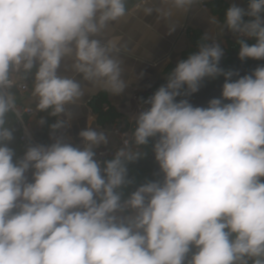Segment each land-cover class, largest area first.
<instances>
[{
    "label": "clouds",
    "instance_id": "9594fccd",
    "mask_svg": "<svg viewBox=\"0 0 264 264\" xmlns=\"http://www.w3.org/2000/svg\"><path fill=\"white\" fill-rule=\"evenodd\" d=\"M164 2L186 11L197 0ZM126 11V0H0V264H184L192 245L198 251L190 264H247L246 256L264 264V66L232 81L235 73L218 66L219 44L179 61L136 118V144L159 137L154 152L164 179L131 195L126 203L138 212L128 224L113 215L121 207L115 189L125 182L124 161L139 153L121 149L102 174L93 149L107 136L91 128L79 133L83 149L57 140L29 147L19 162L3 143L13 139L5 127L16 107L6 91L12 66L28 72L38 63L37 110L53 116L83 95L78 81L57 75L65 56L74 55L84 80L124 90L117 40L91 37ZM262 12L264 0L226 12L230 30L256 39L238 40L241 60L264 59ZM246 15L254 19L245 22ZM221 74L222 99L206 108L176 101L185 85V95L195 93L205 77ZM30 167L33 182H26Z\"/></svg>",
    "mask_w": 264,
    "mask_h": 264
},
{
    "label": "crops",
    "instance_id": "0c3cea01",
    "mask_svg": "<svg viewBox=\"0 0 264 264\" xmlns=\"http://www.w3.org/2000/svg\"><path fill=\"white\" fill-rule=\"evenodd\" d=\"M213 1L215 0H197L185 11L172 7L164 0H138L132 7L126 6L127 11L123 17L108 22L100 33L92 36L91 38L102 43L117 40L120 52L116 55L120 60L121 79L125 83L124 90L119 94L106 90L99 83L84 80L83 74L77 73L73 68L74 55L63 57L57 75L75 79L81 84L83 91L80 99L75 103L66 104L65 112L58 115L60 121H68L72 127L63 143L83 149L86 142L79 133L91 128L107 136V143L95 146L94 151L105 146H119L121 140L114 133V129L124 125L134 126L140 113L134 97L135 92H139L143 99L150 98L155 85L168 80V65L181 59L186 50L195 46L200 49L201 45L213 38L220 39L225 46L231 30L211 12L208 3ZM223 1L244 7V0ZM203 5H207L208 10L204 9ZM146 8H151L152 12L146 13ZM159 10L169 11L170 15L164 16ZM37 68L38 63L28 71V77L32 79L29 92L18 91L19 95L11 93L16 104L37 109L38 97L33 95ZM99 95H103L107 100L105 108L112 106L117 110L120 115L119 124L103 127L98 123L90 102ZM38 112L37 116L29 119L33 131L42 126L40 121H45L48 115L45 111ZM120 204V209L113 215L117 217L118 223L128 224L137 215L138 210L128 213L123 207L125 203Z\"/></svg>",
    "mask_w": 264,
    "mask_h": 264
},
{
    "label": "trees",
    "instance_id": "16d2710c",
    "mask_svg": "<svg viewBox=\"0 0 264 264\" xmlns=\"http://www.w3.org/2000/svg\"><path fill=\"white\" fill-rule=\"evenodd\" d=\"M137 1L138 0H126V6L132 7ZM249 2L250 0H244L243 9L245 11L248 10ZM208 5L211 8V12L217 15L218 18L226 25L225 23L226 12L228 8L231 7L232 5L228 4L223 0H215L211 3H208ZM260 15L264 17V12H262ZM251 18L253 17L246 15L244 17V20L245 22H247ZM245 41L249 45L256 43L255 38L247 39ZM224 47H225L224 56L221 57L218 66L224 72L231 71L235 73L231 78L232 81H235L245 75H251L256 68L264 66V59L257 60L252 58H245L244 60H241L239 58L240 45L238 43V40L233 38L231 35L227 37L226 44ZM199 50H200L199 46L190 48L182 54L181 59H179L174 63H170L166 68V72L168 76L174 70V68L176 67L179 61L187 59L189 55L197 53ZM21 77L23 80L31 84L32 79L28 77V72H25L23 68L21 70ZM167 81L168 80L165 81L163 80L158 82L153 88L152 96L161 86L166 85ZM224 83H225V76L222 74L216 77H205L200 82L199 90L196 91L195 93L185 95L184 93L187 92V86L185 85L184 88L181 89L182 94L176 97V101L178 102L182 99H186L194 107L206 108L208 107L210 100L215 98L222 99V90ZM7 91L10 94L14 93L19 95L18 90H16L15 88H8ZM148 99L149 98L146 97L144 101H147ZM223 102L228 103L229 101H223ZM90 103L94 114L97 116V121L101 126L104 127L106 125L119 124L118 119L120 115L118 114L117 110L112 106L105 108V105L107 104V100L103 95H99L95 97L94 99L91 100ZM51 111L52 109H48L45 111L48 114L46 120L38 130L34 131L35 140L39 145L50 146L51 140L49 138V133L53 131L51 125L57 123V121H60L58 119L59 117L58 115L56 116L51 115ZM5 121H6L5 127L12 131L13 139L11 141H4L3 143L13 150L14 152L13 161L19 162L24 157L28 148L31 146L21 140L22 131L16 125L15 118L11 111L6 114ZM128 127L129 125H124V126H120L119 128L122 130H127ZM136 127L137 124L135 121L134 128L136 129ZM158 138H159L158 136L151 137L148 139V142L143 145L136 144L134 139L133 145L135 147H139L142 150V154L139 155L138 159L132 161H128V160L124 161L125 166L127 168L125 182L121 186L115 189V192L120 195L121 198L120 203H126L130 199L131 195L135 191H137L142 185H145L149 182H160V183L163 182L164 174L160 169L159 163L155 158V152H154V145L157 142ZM26 182H33V175L26 177ZM12 211L17 212L19 211V209L18 208L13 209ZM234 238H235V234H233L230 237V239H234ZM197 251L198 249L196 248V246L192 245L191 250L185 256L184 264H190L192 256ZM244 259L247 260V264H253V260L255 258L246 256Z\"/></svg>",
    "mask_w": 264,
    "mask_h": 264
},
{
    "label": "built area",
    "instance_id": "2783aa9c",
    "mask_svg": "<svg viewBox=\"0 0 264 264\" xmlns=\"http://www.w3.org/2000/svg\"><path fill=\"white\" fill-rule=\"evenodd\" d=\"M203 8L208 10L207 5H203ZM261 18L264 19L263 16H261ZM252 19H254V17L249 20H252ZM230 35L236 40H240V39L247 40L250 38L247 36H243L240 33L233 32L232 30L230 32ZM205 44L207 45L219 44L220 48L223 50L222 57L224 56L225 47L222 44L220 39L213 38ZM21 70H22V66L19 71H16L14 66L10 67L9 78L13 82L12 87L10 88H15L19 92H24V93L29 92L31 90V84L22 79ZM134 97L138 102V110L140 112L150 108L151 105L148 103H145L144 99L140 97L139 92H135ZM11 112L15 118L16 125L22 131L21 140L27 143L28 145H30L31 147L39 145L35 140L34 131L31 129V126L29 123L30 118L38 115L39 113L38 110L34 107L22 106V105L16 104L15 109H13ZM71 129H72L71 124L68 121H64L63 127L53 130L52 132L49 133V138L51 140L50 145L55 143L57 140H61L62 142H64L67 135L71 132ZM134 130H135L134 126H130L129 129L127 130L115 128L114 133L120 138L121 140L120 145L116 147L105 146V147L96 149L95 159L99 161L101 164L102 174H103L104 167H106L105 162L109 161L110 159H114L117 152L120 151L121 149H125L126 151H131L133 153H139L140 155L142 154V150L139 147H135L133 145V141L135 139ZM34 171L35 169L30 167L29 170L25 173V176L28 177L30 175H33ZM96 199L99 201L100 197L97 196ZM123 207L128 213H132L136 210V209L129 207L127 203H125ZM236 264H241V262L237 261Z\"/></svg>",
    "mask_w": 264,
    "mask_h": 264
},
{
    "label": "rangeland",
    "instance_id": "374dc122",
    "mask_svg": "<svg viewBox=\"0 0 264 264\" xmlns=\"http://www.w3.org/2000/svg\"><path fill=\"white\" fill-rule=\"evenodd\" d=\"M146 201H147V198H146Z\"/></svg>",
    "mask_w": 264,
    "mask_h": 264
}]
</instances>
